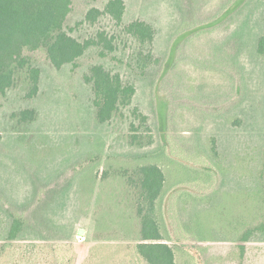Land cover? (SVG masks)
Wrapping results in <instances>:
<instances>
[{"label": "rangeland", "instance_id": "rangeland-1", "mask_svg": "<svg viewBox=\"0 0 264 264\" xmlns=\"http://www.w3.org/2000/svg\"><path fill=\"white\" fill-rule=\"evenodd\" d=\"M108 1H75L81 60L30 52L39 95L1 101L0 264H147L129 178L149 165L166 177L157 217L176 264H264V0H125L120 27L86 20ZM136 20L154 41L123 29ZM95 66L137 89L111 123L97 118Z\"/></svg>", "mask_w": 264, "mask_h": 264}, {"label": "trees", "instance_id": "trees-1", "mask_svg": "<svg viewBox=\"0 0 264 264\" xmlns=\"http://www.w3.org/2000/svg\"><path fill=\"white\" fill-rule=\"evenodd\" d=\"M75 1L0 0V110L2 99L10 91L28 87V100L39 95L42 74L29 56L30 52L45 50L50 62L56 67L74 64L85 55L87 44L73 38L67 28ZM127 9L125 0H109L104 10L91 8L86 20L96 23L105 16L120 27L125 23ZM154 27L143 20H136L123 29L145 43L157 37ZM101 36L102 41L105 34ZM112 45L113 40L108 39L106 47L109 51L113 49ZM257 53L264 57V32L259 39ZM88 80L92 86L94 107L100 124L111 123L119 116H124V110L133 105L136 86L126 82L120 74L104 66H95ZM35 118L33 115L31 121ZM165 182V174L157 165L140 167L129 178V185L141 190L140 198L147 206L146 211L139 205L142 238L137 245L139 255L147 264H176V253L167 244L168 240L162 233L163 225L161 227L157 217V201L163 197Z\"/></svg>", "mask_w": 264, "mask_h": 264}, {"label": "crops", "instance_id": "crops-1", "mask_svg": "<svg viewBox=\"0 0 264 264\" xmlns=\"http://www.w3.org/2000/svg\"><path fill=\"white\" fill-rule=\"evenodd\" d=\"M166 195V194H165ZM166 198H167V196H166Z\"/></svg>", "mask_w": 264, "mask_h": 264}]
</instances>
